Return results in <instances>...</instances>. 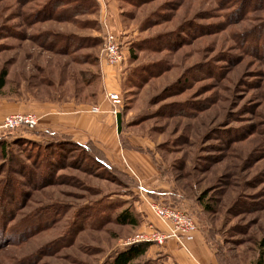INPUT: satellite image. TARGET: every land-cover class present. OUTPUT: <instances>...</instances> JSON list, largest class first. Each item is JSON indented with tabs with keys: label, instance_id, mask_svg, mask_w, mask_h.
<instances>
[{
	"label": "rangeland",
	"instance_id": "obj_1",
	"mask_svg": "<svg viewBox=\"0 0 264 264\" xmlns=\"http://www.w3.org/2000/svg\"><path fill=\"white\" fill-rule=\"evenodd\" d=\"M260 2L0 0V103L38 119L37 108L69 106L119 115L121 148L106 165L95 151L51 145L42 155L54 168L42 182L32 162L34 144L45 143L20 138L31 133L24 128L4 133L9 156L36 177L29 183L0 158L2 190L11 180L19 190L15 204L5 198L14 242L0 243V264H111L130 239L160 227L125 172L168 187L164 201L189 213L228 264L264 262V50L250 46L264 48ZM103 20L121 46L117 66L102 58ZM124 210L137 225L114 222ZM153 246L135 264H171L164 245Z\"/></svg>",
	"mask_w": 264,
	"mask_h": 264
},
{
	"label": "crops",
	"instance_id": "obj_2",
	"mask_svg": "<svg viewBox=\"0 0 264 264\" xmlns=\"http://www.w3.org/2000/svg\"><path fill=\"white\" fill-rule=\"evenodd\" d=\"M114 77L115 75L110 73L104 74V79L111 85H113L111 82H114ZM81 107H61L59 110L58 108H41L39 110L37 108L36 112L40 120L35 132H52L67 137L74 143L81 145L91 144L107 159L112 158L115 152L121 151L118 142L116 118L114 119L108 113L98 116L85 115L82 114ZM17 111L14 106L10 107L3 102L0 103V123L5 116ZM23 137L34 141L43 140L39 136L29 134H25ZM142 186L147 191L154 193L166 194L170 191L163 184L151 183L148 185L144 183ZM153 247L149 248V253L153 252ZM161 249L167 255V260L171 264H218L215 254L205 247L203 239L198 233L192 240L185 242L184 249L179 247L174 240L167 241Z\"/></svg>",
	"mask_w": 264,
	"mask_h": 264
},
{
	"label": "trees",
	"instance_id": "obj_3",
	"mask_svg": "<svg viewBox=\"0 0 264 264\" xmlns=\"http://www.w3.org/2000/svg\"><path fill=\"white\" fill-rule=\"evenodd\" d=\"M258 1L260 2L261 0H258ZM60 4H55V6H59ZM255 34L256 35L257 34L258 35H263L264 34V25H262L261 29H259L257 32H255ZM256 35H254V36H256ZM257 43H259V44H257ZM250 44H251L250 46H252V49L254 50V52L256 54L258 52H261V51L264 50V48L260 47V51H258V49H259L258 47L261 44L260 40L257 42L256 39H253L252 41H250ZM5 78H6V72H1V74H0V92L3 89V87L5 86ZM116 121H117L118 130H120V116L119 115L116 116ZM36 128H34L33 130H28V129H24V130L31 131V133L29 135L39 136V137L43 138V140H41V141H43L42 143H45V148H43V149L40 146H37V145L34 144V148H36V151L33 152V154L35 156H34V160L32 162L33 163V167L35 168V170L36 169L39 170L38 176H40V179L42 180V182H45L46 178L50 177V174L53 171L52 169L54 168L53 163H50L48 161V159H47L48 157H46L45 155H42V151H49L52 148L51 145H57L59 150L63 151V152L66 151V145H64V147H63V144H69L71 146L80 148L82 150H88L89 149L91 151H95L96 156L100 159V161L102 163H104L106 165L110 164V161L99 150H97L91 144L81 145V144H78V143H74L69 138L61 136V135L54 134L52 132H47L46 131V132H43V133H36L35 132ZM3 138H4V133H0V158L2 160H4V161H7L9 163V164L7 163V167L8 168H9L10 165L18 166V171L20 172L19 174L23 175L27 179L28 182L30 181L29 183H33L31 181H33L32 179L36 177V172L34 173L33 171H29L26 168L22 167L21 164H20L21 161H19V156L18 155H16V156L10 155L9 156V154H10L9 145L7 143H5L6 139L5 138L3 139ZM20 138H26V137H20ZM25 140H28L30 142L33 141V143L36 141V140L35 141L34 140H29V138H27ZM26 144H32V143H29V142L27 143L26 142ZM13 145L18 146L19 152L23 151V150H21L20 141L16 140L13 143ZM24 149H25V151L27 150L26 153L28 154V156L30 158H33L32 153H30L33 150L32 149L28 150L26 148H24ZM82 154L83 153H80L79 155H77V160H79V156L80 157L82 156L83 159H81V160H83V161L86 160V158ZM36 159L37 160L40 159V163H37ZM56 162H58V161H56ZM8 172H9V170L6 171V175H5L6 176L5 177L6 181L8 179V177H7ZM125 173L131 179L133 184L135 185L136 191L138 192L139 188L141 187L140 190L143 192L145 198H147L148 200L158 201V202H161L164 205H169L171 207H174V208H177V209H181L178 206H174V205L164 201V199H166L168 197H171V195H170L171 191L167 192L166 194H162V193H159V192H156V193L149 192V191H147V189H145L141 185V183H140V186H139V183L137 182V180L130 173H128V172H125ZM17 187H18V183L14 182L12 180L8 181L6 183V186L4 187L3 190H2V188H3L2 185H0V243L2 241L5 242V240L8 241V239H10L12 242H14L11 238L6 237L7 232H9L8 231V227L9 226L7 225L6 217L8 218V215L11 214V210H9V208H8L9 205L5 202L6 201L5 198L7 196H9L10 198H12V203L15 204L16 203V199L13 198V196L16 193L19 194V190L17 191V189H18ZM3 215L5 216V218H4ZM114 222L116 224H118V225L135 226V225H137V217H136V215L134 213L130 212L129 210H124V211L120 212L117 215V217L115 218ZM30 224H31V222H30ZM29 228L30 227L26 226V230L23 231L22 233H19L18 237H21L22 234L26 233L27 230H29ZM151 246H153V245L147 244V243H140V244L130 245V246L126 247L125 250L117 253L116 256L113 258L111 264H135V263H137L139 260L143 259L147 255V252H148V250H149V248ZM215 256H216V260H217L218 264H228L223 259L224 256H223L222 252L217 254V255H215ZM144 264H147V263H144ZM255 264H264V262L263 261H259V262H256Z\"/></svg>",
	"mask_w": 264,
	"mask_h": 264
},
{
	"label": "built area",
	"instance_id": "obj_4",
	"mask_svg": "<svg viewBox=\"0 0 264 264\" xmlns=\"http://www.w3.org/2000/svg\"><path fill=\"white\" fill-rule=\"evenodd\" d=\"M102 58L110 66H117L123 62V53L118 38L109 29L103 20L102 22ZM108 102L115 108L120 106L121 100L117 94L106 95ZM92 113H99V109L94 107ZM116 112H114L115 114ZM39 119L32 114H11L3 118L0 124V133H8L19 128L33 130L38 126ZM140 186V182L137 181ZM141 188V187H140ZM138 190V194L145 202L150 213L157 219L160 228L150 226L147 231L137 234L130 239L126 247L134 244L147 243L162 246L169 240H174L179 247L185 248V242L192 240L198 233V226L191 215L181 209L164 205L158 201H151L145 198L143 192Z\"/></svg>",
	"mask_w": 264,
	"mask_h": 264
}]
</instances>
